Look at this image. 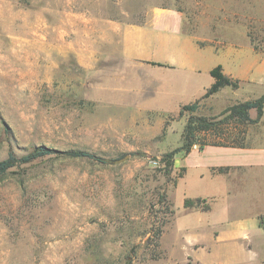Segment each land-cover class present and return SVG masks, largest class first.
<instances>
[{
	"label": "rangeland",
	"instance_id": "374dc122",
	"mask_svg": "<svg viewBox=\"0 0 264 264\" xmlns=\"http://www.w3.org/2000/svg\"><path fill=\"white\" fill-rule=\"evenodd\" d=\"M165 9L182 16L208 65L253 68L255 84L225 89L195 116L264 94L252 51L264 54V0H0V161L40 146L107 160L52 156L0 176V264H264V238L251 251L212 239L221 204L209 216L183 207L185 195L222 192L195 174L179 182L185 152L166 172L163 158L183 146L190 114L169 116L163 131L173 110L127 109L97 77L108 63L82 65L87 44L103 49L102 23H144Z\"/></svg>",
	"mask_w": 264,
	"mask_h": 264
},
{
	"label": "crops",
	"instance_id": "0c3cea01",
	"mask_svg": "<svg viewBox=\"0 0 264 264\" xmlns=\"http://www.w3.org/2000/svg\"><path fill=\"white\" fill-rule=\"evenodd\" d=\"M98 29L102 34L103 49L100 52L96 50L93 41L91 46L87 44V60L82 65L88 71H94L99 69L100 62L108 63L107 69L97 77H102L103 89L116 93L119 96L117 103L127 109L156 115L159 110H173L174 113L163 121V131L166 119L179 116L183 106L199 100L200 104L214 100L222 91L229 89L224 88L203 99L215 82L211 76L215 67L207 64L205 46L196 36L184 31L182 16L174 10L153 12L144 23L106 21ZM252 51L262 59L257 72L261 75L259 80L264 81V54L256 52L253 47ZM222 67L225 75L240 80L238 90L230 88L233 92L256 83L250 80L252 67L240 65L235 70ZM193 154L197 158L191 159ZM175 163L176 168L184 170L179 182L195 174L200 180L210 178L221 186L220 194L184 196V201L187 198L205 199L210 206L208 211L188 209L191 212L209 216L217 204L223 207L225 217L209 225L212 239L217 244L229 239L241 240L247 250L256 248L257 241L264 238V114L259 123L249 126L244 147L193 148L182 156L180 163L179 159ZM225 168L228 171H219ZM235 264L247 263L238 259Z\"/></svg>",
	"mask_w": 264,
	"mask_h": 264
},
{
	"label": "trees",
	"instance_id": "16d2710c",
	"mask_svg": "<svg viewBox=\"0 0 264 264\" xmlns=\"http://www.w3.org/2000/svg\"><path fill=\"white\" fill-rule=\"evenodd\" d=\"M255 50H258L257 47H255ZM152 65L162 66L159 63H152ZM211 76L215 79V82L207 90L203 99H208L227 87L232 90L240 88V80L225 75L222 65L216 66L211 71ZM200 102L201 100L185 105L179 112V117H183L186 114H190V117L182 132L183 146L166 154L163 158L167 174H170L172 171L176 155L183 152L188 154L195 146L199 150H203L207 146L244 147L249 126L259 123L264 114V94L256 100L235 103L226 108L221 115L212 117L194 115L199 111ZM252 110H255L257 113L255 119H252L250 116ZM52 156L87 159L102 164L107 163L106 159L88 151L64 152L40 146L23 156H18L11 152L7 159L0 161V176L7 174L17 166L31 164L39 159ZM219 171L226 172L228 169H219ZM182 177L183 173L178 178ZM184 208L208 211L210 206L205 199L187 198L184 201ZM189 259L188 264H193V260Z\"/></svg>",
	"mask_w": 264,
	"mask_h": 264
},
{
	"label": "water",
	"instance_id": "95a60500",
	"mask_svg": "<svg viewBox=\"0 0 264 264\" xmlns=\"http://www.w3.org/2000/svg\"><path fill=\"white\" fill-rule=\"evenodd\" d=\"M128 159H129V156H125V157H123V158H121V159L114 160L113 163L116 164V165H118V164H122V163H124L125 161H127Z\"/></svg>",
	"mask_w": 264,
	"mask_h": 264
},
{
	"label": "built area",
	"instance_id": "2783aa9c",
	"mask_svg": "<svg viewBox=\"0 0 264 264\" xmlns=\"http://www.w3.org/2000/svg\"><path fill=\"white\" fill-rule=\"evenodd\" d=\"M194 148L198 149V147H197V146H195Z\"/></svg>",
	"mask_w": 264,
	"mask_h": 264
}]
</instances>
